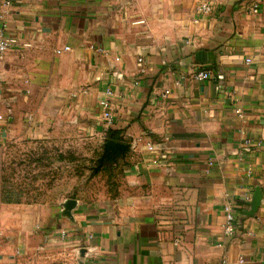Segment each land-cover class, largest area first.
I'll list each match as a JSON object with an SVG mask.
<instances>
[{
	"label": "crops",
	"instance_id": "0c3cea01",
	"mask_svg": "<svg viewBox=\"0 0 264 264\" xmlns=\"http://www.w3.org/2000/svg\"><path fill=\"white\" fill-rule=\"evenodd\" d=\"M0 33V155L129 145L113 193L0 172V264H264V0H0Z\"/></svg>",
	"mask_w": 264,
	"mask_h": 264
},
{
	"label": "rangeland",
	"instance_id": "374dc122",
	"mask_svg": "<svg viewBox=\"0 0 264 264\" xmlns=\"http://www.w3.org/2000/svg\"><path fill=\"white\" fill-rule=\"evenodd\" d=\"M84 143L75 139L67 145L65 151H60V146L49 142L42 143L38 150L33 151L22 146L10 148L0 155V172L3 179L10 178L14 186L15 181H18L19 187L28 190L31 188L43 190L54 184L56 191H61L65 179L66 183H70L73 193L80 187L93 194L103 191L116 192L122 181L121 176L110 161L100 166L99 161L104 147L99 151L95 149L93 143ZM64 159L65 163H61ZM62 164L66 167L64 168ZM50 202L57 201L43 199L25 201L34 204Z\"/></svg>",
	"mask_w": 264,
	"mask_h": 264
},
{
	"label": "built area",
	"instance_id": "2783aa9c",
	"mask_svg": "<svg viewBox=\"0 0 264 264\" xmlns=\"http://www.w3.org/2000/svg\"><path fill=\"white\" fill-rule=\"evenodd\" d=\"M211 7L204 3V4H200L198 7V11L201 13H210L211 12ZM251 13L256 14L260 11V6L258 4H254L253 7L250 9ZM16 45V40L14 39H9L7 37H5V35H3L2 33H0V56L3 55L4 53H6L7 51H9L11 48H13ZM30 44H25L24 47L28 48L30 47ZM71 48L68 46L62 47V48H58L55 49V54L57 55H61L64 52H68L70 51ZM140 62H142V59H140ZM250 62V60H248V63ZM141 72H144V68H141ZM211 77V74L209 72H200L197 74L196 79L198 80H207ZM108 94H112V91L110 89L107 90ZM165 94H168V92H166ZM101 106L104 109V113H103V118L105 119V121L107 123H112L113 121V113H112V107H111V103L107 100L105 101H101ZM149 151L153 150V145H148L147 146ZM223 213L225 215V219H226V223L224 225L225 228V233L229 236H233L234 232H235V212H234V208L232 206V204L227 203L226 205H224L223 207ZM243 261L239 260L238 262L234 263V264H242Z\"/></svg>",
	"mask_w": 264,
	"mask_h": 264
},
{
	"label": "water",
	"instance_id": "95a60500",
	"mask_svg": "<svg viewBox=\"0 0 264 264\" xmlns=\"http://www.w3.org/2000/svg\"><path fill=\"white\" fill-rule=\"evenodd\" d=\"M129 151V145L121 142H115V141H106L104 144V151L103 155L100 159V166L103 165V163L110 161H115L118 157H125L126 154ZM75 205V201L69 200L65 204V209L67 212H69Z\"/></svg>",
	"mask_w": 264,
	"mask_h": 264
},
{
	"label": "trees",
	"instance_id": "16d2710c",
	"mask_svg": "<svg viewBox=\"0 0 264 264\" xmlns=\"http://www.w3.org/2000/svg\"><path fill=\"white\" fill-rule=\"evenodd\" d=\"M109 138L112 141H119V137H117L115 133H111Z\"/></svg>",
	"mask_w": 264,
	"mask_h": 264
}]
</instances>
